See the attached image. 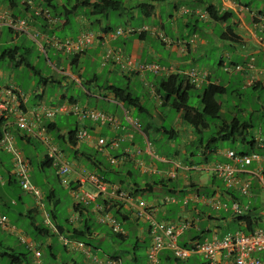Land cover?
I'll list each match as a JSON object with an SVG mask.
<instances>
[{
  "label": "crops",
  "instance_id": "obj_1",
  "mask_svg": "<svg viewBox=\"0 0 264 264\" xmlns=\"http://www.w3.org/2000/svg\"><path fill=\"white\" fill-rule=\"evenodd\" d=\"M100 1L102 0H0V39L4 29H7L11 34L7 42L0 43V62L3 64L5 60L9 61L10 65L8 66L11 70L14 67L15 69L23 67L17 66L16 63L20 57H29L30 52L33 50L44 53L47 57L48 52L57 53L46 44V38L52 35L65 39L75 38L85 30H90L101 35L114 31L117 28H139L141 26H150L153 28V32L148 31L142 35H126L115 39L109 38L105 41L97 39L90 48L80 55H63L67 59L66 63L63 59L53 54L57 58L56 62L59 71L56 70V75L46 78L42 83L44 88L41 93L36 91L28 95L13 81L7 83L4 81L5 79L7 80L6 72L2 69L4 67H1L0 89L5 87L18 88L27 97L24 110L29 114L40 104L51 106L64 100L78 104L74 97H66L67 90L70 91L73 89L74 91L84 90L88 98H95L113 104L116 102L115 105H121L123 108V117L127 113L128 116L137 118L133 116L137 112L135 107H130L126 104L123 105L108 90L111 86L119 88L108 79L109 76L117 73L127 81L126 87L128 89L131 80L134 78L140 81L144 87L153 88V93L156 97V108L153 114L147 115V120L148 123L156 121L158 122L157 124H160V122L164 121V115L158 111V108L162 107L166 109V107L161 104V96L157 92L155 83L158 79H163L169 75L185 77V72L190 69H197L198 71L207 73L203 86L212 83L221 85L228 90L230 88L232 74L242 73L240 71H231L226 80L227 83H223L222 79L211 75L210 69L204 68L202 64L205 63V58H209L211 63L212 59H214V63L212 64L226 74L228 73L225 71V68H231L235 65L246 67L253 59L252 65L254 69L241 74L242 82L245 85L246 80L253 75L256 78V87L258 89H264V76L260 75V71L264 69V18H258L259 15L264 16V0L260 2L259 7H255L254 4L252 5V1L254 0H248V3L244 0H109L118 3L117 9L99 14L98 8L94 7V5ZM189 2L194 5L192 8L188 6ZM209 8H211L210 11H208ZM40 9L48 10L50 16L55 20V23L49 24L42 16L36 15V11ZM210 12L214 14L215 18L216 16L222 17L225 14L226 17L223 20H217L211 17ZM113 14H115L116 22L111 19ZM12 18L26 21L25 32H15L7 26V21ZM113 23L115 26H112ZM72 24L77 26V31L66 35L64 32L70 29L71 27L69 26H72ZM60 33H64L65 35L62 37ZM160 35L172 39L174 41L173 44L166 46L162 42ZM30 42L34 44L30 45ZM13 48L17 51L13 54L14 59H10L12 53L7 55L4 52ZM163 51L167 52V55H164ZM90 53H95L100 57L102 61V69L100 71L106 70L108 73V77L103 84H97L99 79L96 74L88 79L84 78L82 74L84 68L81 66V63L86 61ZM140 64H156L167 71L166 73L160 74H153L148 71L139 73L137 72V68ZM40 80L41 76H39ZM47 84L64 88L66 90L65 94L59 96L60 99L58 97L55 98V95L47 96L45 92ZM31 99L33 100L32 102ZM138 101L143 106L140 98H138ZM104 112L116 119L119 124L116 129L108 125L97 126L89 121L79 123L71 115L58 116L61 119L57 120V118H54L52 121H46L43 117L40 118V123H44L47 127V132L52 142L62 152L63 160L71 167L72 171L66 178L67 186L68 188L76 189L77 193H91L86 189V185L89 184H81L78 182V172L86 170L101 174L102 172H106L107 168L113 167L122 170L123 165L125 167L126 163L123 157H120L124 149L132 146L144 147L141 135L135 133L125 120L122 119V116L120 117L107 111ZM179 116L181 118V114ZM67 117L75 119L74 128H69L68 120L65 119ZM34 123V130H37L40 124L37 122ZM183 125V123L179 124L180 127ZM161 126H163L162 123ZM187 127L190 126L188 125ZM80 128L87 130L90 139L76 141L75 145L71 142L69 143L67 134L74 129L78 130ZM143 128L141 126L142 130ZM9 131L14 137L15 147L29 165L30 183L37 188H40L44 183L48 184V179L43 176L44 169L49 168L43 166L46 162L45 157L47 153L45 146L27 132L19 131L12 122H10ZM172 131V134H175V131ZM179 131L177 130L175 138L180 133L185 148L194 139L193 130L190 127L184 133ZM106 134L110 136V140L120 138L122 142H120L118 149H107L104 153L97 152L95 147L96 139L100 137L104 138ZM58 136L62 138L57 140ZM136 136H139V138ZM173 140H169L170 143ZM41 148L43 149L42 152ZM261 155L264 157V152ZM110 157L118 160L117 165L111 166L108 161ZM70 158L74 165L68 161ZM158 158L161 160L159 162L166 159V161H169L166 157L158 156ZM137 159L144 162L146 166H155L157 168L156 161L151 162L150 157L145 154H142ZM33 165H36L39 169L38 172L34 171ZM188 166L191 165L184 164V170L178 176L181 186L176 189L174 194L168 196L173 198L174 202H164L163 199L161 200V197L159 198L158 193L150 201L156 207L158 206L154 214L157 220L174 225L182 221L189 223L188 229L178 236V246L190 248L193 242L202 241L205 238H212L214 236L222 238L227 235L226 232H222L223 226L228 221L236 223V218L232 210L228 207L231 205L233 198H239V204L248 208V211L243 215L244 220L236 223L238 226L237 230L242 228L253 231L264 227V189L261 188L259 181L254 175L261 173L264 176V163L257 164L253 162L250 167L243 168L242 173L239 175L242 179L248 180L251 186L249 196L245 197H241L235 190L228 191L227 193L223 189L220 183L221 181L212 179L210 173L205 174V178H202V176L198 177V190L188 188L185 191L183 186L189 185V177L191 175L190 170H188L189 168H187ZM134 167L137 168L135 164ZM139 174H143V172L139 171ZM57 178H59L58 175ZM15 188L18 189L20 195L15 196L13 194V189ZM24 195L29 194L23 192L17 184V180L13 174L12 156L0 148V216L6 217L2 211L10 210L18 218H27L30 220L29 224L33 227L36 234L40 238H46L44 241L33 239V242L35 245L37 244L38 248L45 247L47 249V258L43 259L42 254L40 264H93L90 259L85 258L82 252L72 247H69L73 249L72 251L65 249L57 236L49 232L46 234L41 225L44 224L43 219L39 223L36 221L38 216L43 218L46 211L55 212L59 208L60 201L56 198L52 187L49 193L42 194L44 196L45 206L43 205L40 210L36 208V201L34 199H30V206L28 201L24 199ZM69 196L72 204L68 207V217H65L64 220L62 219L63 222H61L57 214L53 216L55 224L63 227L64 235L77 239V236H72V231L68 230V228L84 231V238L90 242L92 253L97 256H102V254L114 255L117 258L115 264L145 263L146 251L151 240L147 222L133 217L129 210L124 207L118 208L111 201L106 203L109 207L108 212L115 215V212L118 211L119 214L124 216L125 221H121L122 224H131L128 230L123 229L121 226L124 231L122 237L115 235L121 243L133 236V240L135 241L133 251L129 252L128 249H121L112 241H108L112 237L109 234L111 233L110 228L105 225L100 226L96 221L97 214L93 212V207L105 203L103 198L97 197L93 202H89L86 205L90 207L89 210L78 209L75 212L73 209L75 205L85 204L79 202L72 192L69 193ZM204 198H210L217 204H227V209H215L205 203ZM169 206H173L172 209H169ZM76 216L78 219L75 225H71L70 222L68 225L66 220L70 219L71 221V218L75 219L77 218ZM93 220L96 222L97 227L90 226L89 223L93 222ZM7 222L10 226H13L10 224L8 218ZM70 225L71 227H69ZM1 230V232L8 233V235L10 234L12 237L15 236L18 239L17 235L2 228ZM16 233L32 241L22 231L17 229ZM19 245L23 247L24 251L28 252L25 245L21 244L20 241ZM140 246L144 248L143 258L137 255V249ZM0 247H3L9 252H16L17 248L16 246L4 247L2 245ZM103 247L106 248L105 251H103ZM29 255H31V252ZM73 255L81 256L82 260L78 263ZM259 257L264 258V255ZM159 259L160 264H206L199 254H192L185 261L175 260L172 252L169 250H163L159 255ZM31 263L36 264L32 255Z\"/></svg>",
  "mask_w": 264,
  "mask_h": 264
},
{
  "label": "built area",
  "instance_id": "obj_2",
  "mask_svg": "<svg viewBox=\"0 0 264 264\" xmlns=\"http://www.w3.org/2000/svg\"><path fill=\"white\" fill-rule=\"evenodd\" d=\"M36 15L42 16L49 24L55 23V20L50 16L48 10H37ZM258 18L262 19L264 16L259 15ZM25 25V20L12 18L7 21V26L15 32H25ZM148 31L153 32V28L150 26L117 28L114 31L101 35L90 30H85L75 38L61 39L56 35H52L46 38V44L61 55H80L90 48L97 39L105 41L106 39H115L120 36L140 35ZM160 37L166 46H171L173 44L172 40L161 35ZM36 38L34 39L36 40ZM252 61L253 59L246 67L235 65L231 68H225V71L227 73L231 71H240L242 73L246 71L250 72L254 69ZM145 71L153 74H160L166 73L167 70L156 64H140L137 68V72L140 73ZM62 73L64 74L63 71ZM185 75L190 84L197 88L205 83L207 77V73L198 71L197 69H190L185 72ZM260 75L264 76V69L260 71ZM254 82H256V78L252 75L246 80V87L251 86ZM26 102L27 97L18 88L5 87L0 89V148L12 156L13 174L20 189L31 195L36 201V204L41 206L43 195L37 187H34L30 183V168L28 163L21 156L19 150L15 147L14 137L9 131L10 122H12L19 131L27 132L45 146L47 150L46 159L51 161L52 166L56 169L57 175L64 184H67L66 177L71 173V167L63 160L60 149L52 142L46 126L44 123H40V118L43 117L46 121H52L59 115H71L74 116L79 123L89 121L97 126L108 125L113 129H116L119 124L113 116L100 110L80 106L76 102L64 101L51 106L40 104L31 114L24 110ZM124 119L135 133L141 135L142 139L144 138V147L139 148L138 146H132L129 149H125L123 152V159H128V161L133 162L138 170L143 173L162 174L164 176L174 177L176 175V170L182 169L179 162L171 163L172 167L170 169L160 173L156 168L146 166L144 162L137 159L142 154L149 156L151 160L158 159V157L152 150L150 142L143 134L141 125L138 123L137 119L128 116L127 113L124 114ZM34 122L40 124L37 130H34ZM76 139L78 141L89 140L90 135L85 128H80L77 130ZM120 142H122L120 138L106 140L100 137L96 139L95 147L97 152L104 153L107 149H118ZM223 155L229 160V163L216 164L207 168V170L221 179L227 188L238 190L242 196H249L251 189L250 183L248 180L240 179L238 174L242 172L244 167L251 165L253 162L262 164L264 158L259 154L240 157L231 150L224 151ZM108 161L113 166L118 163L117 159L111 157ZM163 161L165 162L166 160ZM254 175L258 179L260 186L264 188L263 176L260 173ZM77 178L79 183L89 184L95 190V193H77L76 190H71L70 192L75 195V198L78 199L79 202L88 204L89 202H93L97 197H102L111 202L119 203L127 210H130L135 218L147 222L151 240L147 248L145 264H160L159 254L163 250L171 251L173 257L181 261L188 259L192 254H199L206 264H264V261L258 256L264 254V228L255 229L247 234L242 231H236L222 238H217L215 236L212 238H205L202 241L193 242L190 248H182L178 246V236L188 229L189 223L182 221L174 225L163 221H157L154 216L155 209L151 208L152 205L146 203L140 197H133L129 191L124 190L120 185L105 182L97 173L81 170L77 173ZM203 200L215 209H227L226 204H217L210 198H204ZM165 201L174 202V199L168 197ZM230 209L235 216H241L248 211L247 207H242L238 203H233ZM93 212L97 214V221L109 226L114 234H124L123 229L116 222L111 213L106 212L103 214L102 205H95L93 207ZM43 223L45 226L51 228L54 233L57 232L52 227L49 216L46 213H44ZM0 228L17 235L20 243L25 245L33 254L35 263L40 264L41 252L36 247L35 243L17 234L16 227L10 226L5 216H0ZM59 240L64 246L72 247L82 252L85 258L90 259L93 264L116 263L112 259L98 258L82 243H72L64 236L60 237Z\"/></svg>",
  "mask_w": 264,
  "mask_h": 264
},
{
  "label": "rangeland",
  "instance_id": "obj_3",
  "mask_svg": "<svg viewBox=\"0 0 264 264\" xmlns=\"http://www.w3.org/2000/svg\"><path fill=\"white\" fill-rule=\"evenodd\" d=\"M244 1H246V3H248V0H244ZM260 2H262V0H254V1H252V5L254 4L255 7H259ZM188 6L190 8H192L194 5H192L191 2H189ZM114 15L115 14L112 15L111 19L116 22V18ZM112 26H115V24L113 23ZM69 27H71V28L64 32L66 35H70L71 32L77 31L76 25L72 24V26H69ZM64 33H60L62 37L65 35ZM57 35L59 36V34H57ZM10 36H11V34L8 32V30L4 29L3 35L0 39V43L7 42L9 40ZM168 39L172 40L170 38H168ZM20 41H22V40H20ZM172 42H174V41L172 40ZM33 44L34 43L30 42V45H33ZM163 53H164V55H167V52L163 51ZM53 54L56 57L63 59L65 61V63L67 62V59L64 58V56L59 54V53L48 52V57H47V56H45L44 53H40L36 50L31 51L29 54V61H30V64L34 68V71H32L31 69H28L26 67H21L19 69H15V67H14V69L11 70V68L8 66V65H10L9 61L5 60L3 62V64L0 62V69H1V67H4L2 69L6 72L7 80L5 79L4 81H6L7 83L10 81H13L16 85H18L22 88L24 93H26L28 95H29V93L30 94H31V92L35 93L36 91L38 93H41L44 86L42 83H40L39 76H41L42 79H46L50 76L56 75V70L59 71V67H57V62H56L57 58H55L53 56ZM48 58H49V60H48ZM204 61H205V63L202 65L204 66L205 69H207V68L210 69V73L213 77L214 76L218 77L219 79L223 80L222 81L223 83H227L226 80H227L230 73H228V74L223 73L222 70L218 69L214 64H212V63H214V59H212V63L210 62L209 58H205ZM101 65H102V61H101L100 57L97 56L95 53H90L89 57L86 58V61L85 62L83 61L81 63V66H83V68H84V72H82V74L84 75V78L88 79L89 77H92L94 74H96L98 76V79H99L97 84L98 85L103 84V82L108 77V73L106 72V70L100 71L102 69ZM13 66H15V65L13 64ZM185 71H187V70H185ZM241 74H243V73H233L232 74L230 88L228 89L232 93H229L228 97L226 99L222 100V102H223L222 112L224 113V114L222 113V115H224V117L222 119H225L227 116H233L234 117L236 115L240 121H244L247 118L248 114H253V120H254L255 124H257L260 119H262L264 121V116H263L264 89H259L257 91H253L249 87L246 88L244 86V83L242 82ZM108 79L110 80V82L114 83V85L119 87V88H125L127 86V81L124 78H122V76L118 75L117 73L112 74L111 76H109ZM158 82H159V79L155 83L157 88H158ZM0 84H1V82H0ZM65 91L66 90L64 88H59L57 85L47 84V86L45 87L46 95L47 96L55 95L54 96L55 98H57L61 95H64ZM129 91L134 96L140 98V100L143 102L144 108L147 109L150 114H153V112L156 108V97L154 96L152 87H150V88L144 87L140 81H138L137 79L134 78L131 80V83L129 85ZM198 94H199V92L196 90H189V95H190L189 105L190 106L197 107L199 105V99L197 97ZM66 97L67 98L74 97L80 106L87 107V105H88V108H90V109L95 108L96 110H100V111L103 110V112L107 111L111 114H116L117 116H120V117L122 116V119H124L123 108L121 107V105H119V106L115 105L116 102H115V104H113V103L104 102L102 100H98L95 98H88L87 95L85 94L84 90H76V91H74L73 89H71L70 91L67 90ZM32 101L33 100L31 99V102ZM227 105L229 106L228 109H227ZM232 109H233L232 115H230V113H227L229 110H232ZM158 111L163 113L164 121L160 122V124H157L158 122H156V121H152L155 128L160 127V125L162 123V125H163V127H165V129H168V130L173 129L175 131V135L177 134V130H180L181 133H184V131L187 128L188 129L190 128V127H187L188 125L186 123H184L183 120H181L179 114L173 113L172 111H168L167 109L162 108V107H159ZM59 116H63V115H59ZM133 116L138 118L142 128L145 126V123L148 122L147 115L144 113L138 114L137 112H135V114ZM56 118H57V120L61 119V117H58V116H56ZM65 119L68 120L69 128H71V129L74 128V126H75L74 120L75 119L72 117H67ZM182 123L184 125L182 127H180L179 124H182ZM221 125H222L221 120L209 121V128L206 131H204L200 136L196 137V135L193 133L194 139L198 140L199 138H203L204 140H207L211 137H216L217 132L219 131ZM261 132L263 134V136H262L263 140L262 141L264 142V127H262ZM178 135L179 136H176V138L173 140V142L170 143V141L167 139L166 134H163L162 131H159L158 133H155L152 130L150 131L148 139H149V142L151 144L152 150L154 151L155 155H157V157L158 156L159 157L165 156L169 160V161H165V162L164 161L159 162V161H161L159 158L151 160V162L156 161L155 164H157V168L155 166H153L154 168L159 169V170L169 169V167L171 166V159L185 162V159H187V158L184 154L185 153L184 145L182 143V138L180 136V133H178ZM136 137L139 138V136H136ZM104 138L106 140H110V136L107 134H106V137H104ZM143 142H144V138H143ZM185 148L187 150H189V149H192L195 147L187 145V146H185ZM215 148L217 149V152L219 154L222 151H224L226 149H230V148H233V150L236 153L245 151L244 147L240 143H236V144L231 145L229 143H224L221 141H219L215 145ZM42 151H43V149L41 148V152ZM175 152H178V156H175ZM218 159L222 163L225 162V159L222 157H218ZM68 161L71 162L72 161L71 158ZM227 163H229V162H227ZM71 164L74 165V163H72V162H71ZM158 166H163L165 168H163V167L159 168ZM33 169L35 172H38V170H39L36 167V165H33ZM127 169H130V166H125L122 170L123 173ZM164 170H162V171H164ZM197 172H199V171H197ZM56 173L57 172H56V169L54 167H49V168L44 169V175L43 176H45L48 179V184L44 183L38 189L42 192V194H45V193H49L50 189L52 187V189L55 192L56 198L59 199V201H60L59 208L56 209L55 213H57V215L59 216L60 221L63 222L64 218L68 217V207L72 204V202H71V198L69 196L70 188H68L67 184L62 183L61 178L60 179L57 178ZM194 174H195L194 172H191V175H194ZM201 176H202V178H205L204 174ZM122 177L127 182L130 179L128 176L123 175V174H122ZM133 178L136 179L137 181H140V182L142 181L143 176L141 174H139V170L137 168L133 169ZM115 180H116V178H115ZM216 184L218 185L217 182H216ZM86 189L89 190V192H91V193H95V190L93 189V187H91L89 185H86ZM153 192H154L153 194H151L149 192L141 193L140 198H142L143 200H145L147 202H150L155 196H157L156 193L159 194V198L161 197V200L165 198L164 194L166 193V189H160V190L156 189ZM13 194L15 196L20 195L17 188L13 189ZM24 199L26 201H28V204L31 206L30 199H33V197L31 195H24ZM172 207L173 206H169V209H172ZM2 213H4L6 215V217L9 219L11 225L15 226L16 229L22 231L24 233V235L26 234V236L29 237L30 239H32V240L37 239V241L46 240V238L45 239L40 238L36 234L33 227H31L29 224L30 220H28L27 218H22V219L18 218L17 216H14L10 210H3ZM41 219H43V218L41 216H38L36 221L39 223L41 221ZM117 223L119 225H121L123 227V229H126V230H128L131 227V224H129V223L128 224H122L119 219H117ZM89 224H90V226L97 227V224H96V222H94V220H93V222H90ZM236 229H237V224L234 223L233 221H228V223L223 226L222 232L224 231V233L226 232L227 234L233 233V232H235ZM1 231L2 230L0 228V245H2L4 247L5 246H16L17 247L16 248L17 253L18 252H24L23 247H21V245H19V241L17 238H15V236L12 237L10 234L8 235V233H3ZM110 232L111 233H109V234L112 237L110 238V240L108 239V241H112L115 245H118L119 248H121V249H128L129 252L133 251V245L135 242L133 240V236L128 238L125 242L121 243V241L112 233L111 230H110ZM103 249H104L103 251H105L106 248L103 247ZM0 252H7L8 253L9 251L5 250L3 247H0ZM40 252H41V255L43 254V259H46L47 258V249L45 247H42V248H40ZM31 255L33 257L32 253H31ZM31 255L28 254V257H27L28 264H32L31 263ZM137 255L140 256L141 258H143V256H144L143 246H140L137 249ZM73 256L78 261V263L80 262V260H82L81 256H76V255H73ZM0 264H9V262H8L7 258H1L0 257Z\"/></svg>",
  "mask_w": 264,
  "mask_h": 264
},
{
  "label": "trees",
  "instance_id": "obj_4",
  "mask_svg": "<svg viewBox=\"0 0 264 264\" xmlns=\"http://www.w3.org/2000/svg\"><path fill=\"white\" fill-rule=\"evenodd\" d=\"M117 6H118V3L113 2V1H109V0H102L98 4L94 5V7L98 8L99 14H104V13H107L111 10H116ZM210 10H211V8H209L208 11H210ZM210 15H211V17H213L214 19H217V20H223L226 17V14H225L222 17L216 16V18H215L214 14L211 12H210ZM142 34L143 33H141L140 35H142ZM16 51L17 50L15 48H13L11 50L9 49V51L8 50L5 51L4 53H7V55H10V53H12V57L10 56V59L11 58L14 59L13 54ZM16 65L19 67L23 66V67H26V68L34 71L33 66L30 64L29 57H20L19 61L16 63ZM45 80L46 79L41 78L40 83H43ZM249 88H251V90H253V91L259 90L256 87V85L250 86ZM108 90L110 92H112L114 94L115 99L122 102L123 105L126 104L127 106L135 107L137 109L138 114H142V113H144L146 115L150 114L148 112V110L144 108V106L139 104L138 98L135 97L129 91V89L127 87L116 88V87L111 86L108 88ZM189 90H196L199 92V94L197 96L199 99V105L197 107L189 105V99H190ZM157 92L161 96V104L163 106H165L166 109L172 111L173 113L181 114L182 120L192 128L193 133L196 135V137L200 136L204 131H206L209 128V121L221 120L222 125H221L219 131L217 132L216 137H211L207 140H204L203 138H199L198 140L193 139L192 141H190V143H189L190 146H194L195 148H192L189 150L184 148V150H185L184 154L187 158V159H185V162L171 159V163L179 162V164L182 166L181 167L182 169L176 170V175L174 177H169L167 175L164 176L162 174L158 175V174H152V173H150V174L149 173L148 174L143 173V174H141L143 176L142 181L141 182L137 181L136 179L133 178V169H135L134 163L128 162V159H124V161L127 163V164L125 163V166H130V169H127L124 173L122 171L123 169L121 170L117 167L116 168L113 167V168H107L106 172H102L101 174H98V175L105 182H107L109 184L120 185L124 190L129 191L133 197H140V194L145 193V192H149V193L153 194L154 193L153 191L156 189L157 190L166 189L165 194H167V195L164 194L165 198L163 199V201L166 202L165 199L168 198L169 195L174 194L176 189L179 186H181V182H179L178 176H179V174H181L183 172L184 164L188 163L191 166H188L187 168H190V172H194L195 174L192 176L190 175L189 185L183 186V189H185V191L188 188L198 190V177H200L203 174L205 175V174L210 173V177H212V179H218L219 181H221L220 183L223 186V189H225V191L227 193H228V191L235 190L239 193V195L241 197H245V196H242L238 190L232 189V188H227L221 179H219L212 172H209L208 170H206V168L207 167L210 168L211 166L216 165V164H224V163L229 162V160L226 159L225 156L223 155V152L226 150H231L237 156H240V157L250 156V155L256 154V153L261 154L262 152H264V150H262L263 148L261 147L262 145H264V142L262 141L263 140L262 139L263 134L261 132L262 127H264V121L262 119H260L258 121V123L255 124V122L253 120V114H248L247 118L244 121H240L236 115L234 117L233 116H227L225 119H222L224 117V115H222V113H223L222 112V109H223L222 100L226 99L228 97V94L232 93V92L227 90L225 87H223L221 85L209 83V84L204 85L202 88L198 89L195 86L191 85L189 83L188 79L184 76L180 77L179 75H169L168 77H165V78L159 80ZM228 108H229V106L227 105V109ZM232 112H233V109L229 110L227 113H230V115H232ZM263 116H264V109H263ZM137 121L140 124L138 119H137ZM151 130L154 131L155 133L162 131V133L166 134L168 140L175 139V134H172L173 129L168 130V129H165V127H163L161 125H160V127L155 128L152 123L146 122L142 132L147 139L149 138V134H150ZM76 133H77V129H74L67 134L68 142L69 143L71 142L73 145H75L76 141H77ZM61 138H62L61 136H58L57 140H59ZM142 141H143V139H142ZM148 141H149V139H148ZM219 141L224 142V143H229L231 145L236 144V143H240L244 147L245 151L236 153L233 150V148H230V149H226V150L222 151L219 154L217 152V149L215 148V145ZM143 146H144V144H143ZM125 149H129V148H125ZM123 154L124 153H122L120 157H123L124 156ZM175 156H178V152H175ZM219 156H222L225 159L224 163L220 162L219 159H217ZM45 160H46V162L43 166L52 167L51 161L47 160L46 157H45ZM111 166H113V165H111ZM250 166L251 165L246 166V167H250ZM158 167L162 168V166H158ZM171 167H172V164L169 167V169ZM193 167H195V169H193ZM123 168H124V165H123ZM156 170H158V172H160V173L163 172L162 170H159V169H156ZM164 171H166V170H164ZM197 171H199V172H197ZM122 174L126 175L130 178L128 182L123 179ZM240 174H238V177L240 179H242L239 176ZM115 178H116V180H115ZM220 183H219V185H220ZM17 184H18V182H17ZM18 186H19V184H18ZM69 188H70V190H76V189L71 188V187H69ZM238 199L233 198L231 205L233 203H239ZM104 200H105V203L101 204L103 207V214L106 212L110 213V212H108L109 207L106 205V203H108L109 200H106V199H104ZM145 202L152 205L151 206L152 209H157V207H158V206L156 207L154 204H152L150 202H147V201H145ZM111 203H113L114 206H117L118 208H123V206L117 202H111ZM35 205H36V208L39 210L43 205L45 206L44 196H43V199L41 202V206L37 205V204H35ZM86 205L87 204H85V205L77 204L74 206L73 209L75 212L78 209H82L85 211L89 210L90 207H87ZM98 205H100V204H98ZM231 205L230 206L227 205V206L230 208ZM129 212L133 216V213L130 210H129ZM154 212H155V210H154ZM46 214L49 216L52 227L57 231L56 233H54L51 230V228L45 226L44 224H41L42 229L46 234H48V232H49L50 234L52 233L53 235L57 236V238L64 236L67 238V240H69L72 243H82L84 246L89 248L92 252V247H91L90 242H88V240L84 238L85 237L84 231L75 230V229L73 230L71 228H68V230L72 231V236H74V237L77 236V239H75L73 237H68V236L63 234V227L57 226V224H55V222H54L53 216L57 213L46 211ZM113 216H114V219L116 220V222H117V219H119L120 221H125L124 216L119 214L118 211H116L115 215H113ZM235 218H236L235 219L236 223H239L240 221L244 220L242 215L241 216L240 215L235 216ZM77 219H78V217L75 219L71 218V221H70V219L66 220V221H67L68 225L70 223H71V225H75V223L77 222ZM97 223L100 225H105V224L99 223L98 221H97ZM71 225L69 227H71ZM105 226H107V225H105ZM107 227H109V226H107ZM237 229H238V226H237ZM110 230H111V228H110ZM236 230H235V232H236ZM239 231H242L246 234L251 232L250 230L242 229V228H240ZM114 235L119 236V237L123 236L121 234H114ZM61 245L67 250H70V251L73 250L67 246H64L62 243H61ZM36 247L38 248L37 244H36ZM25 248H26V246H25ZM38 249L40 250V248H38ZM27 251L28 252L24 251V252H18V253L17 252H8V253L7 252H0V257L1 258H7L9 264H28L27 257H28V254L30 253V251L28 249H27ZM95 256H97V255H95ZM97 257L100 259H112L115 262H117V258L114 255H109V254L103 255L102 254V256L98 255ZM41 258H42V255H41Z\"/></svg>",
  "mask_w": 264,
  "mask_h": 264
},
{
  "label": "clouds",
  "instance_id": "obj_5",
  "mask_svg": "<svg viewBox=\"0 0 264 264\" xmlns=\"http://www.w3.org/2000/svg\"><path fill=\"white\" fill-rule=\"evenodd\" d=\"M186 78H187V76H185ZM188 79V78H187ZM189 81V80H188ZM190 83V82H189ZM255 83L256 82H254L251 86H253V85H255ZM192 85V84H191ZM245 87H246V83H245V85H244ZM203 87V85L201 86V87H199L198 89H200V88H202ZM250 87V86H249ZM197 88V87H196ZM247 88V87H246ZM58 99H60V97H58ZM65 101V100H64ZM64 101H61V102H64ZM61 102H59V103H61ZM58 104V103H57ZM78 141V140H77ZM263 149H264V145H262L261 146ZM62 153V152H61ZM257 154V153H256ZM259 154V153H258ZM260 156H262L261 154H259ZM263 157V156H262ZM264 158V157H263ZM264 163V162H263ZM53 167V166H52ZM245 168V167H244ZM193 169H195V167H193ZM188 170H190V168L188 169ZM206 170H207V168H206ZM148 174V173H147ZM261 174V173H260ZM262 175V174H261ZM263 176V175H262ZM263 178H264V176H263ZM243 180H246V179H243ZM258 180V179H257ZM262 188V187H261ZM262 189H264V188H262ZM250 191H251V189H250ZM239 204V203H238ZM243 207V206H242ZM244 215V214H243ZM242 215V216H243ZM156 218V217H155ZM157 220V219H156ZM157 221H162V220H157ZM164 222V221H163ZM166 223V222H165ZM264 228V227H263ZM261 229V228H260ZM149 231V230H148ZM239 231V230H238ZM254 231V230H253ZM252 232V231H251ZM250 232V233H251ZM147 252V251H146ZM160 255V254H159ZM262 255H264V254H262ZM262 255H258V256H262ZM263 261H264V258H262V257H260ZM160 260V259H159ZM176 260V259H175ZM187 260V259H186ZM146 261V260H145ZM178 261H181V260H178ZM185 261V260H184ZM145 264V263H144Z\"/></svg>",
  "mask_w": 264,
  "mask_h": 264
}]
</instances>
